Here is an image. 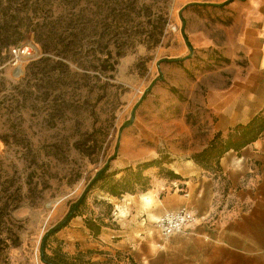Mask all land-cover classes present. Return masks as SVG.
Listing matches in <instances>:
<instances>
[{"label":"rangeland","instance_id":"1","mask_svg":"<svg viewBox=\"0 0 264 264\" xmlns=\"http://www.w3.org/2000/svg\"><path fill=\"white\" fill-rule=\"evenodd\" d=\"M224 14L186 0H0V33L17 39L12 47L31 48L16 63L11 50L0 65V137L17 134L22 145L7 149L0 139V153L21 172L15 156L25 157L34 178L0 264H47L43 238L108 161L110 172L155 159L173 169L209 143L211 104L239 62L221 50ZM146 173L147 192L93 189L85 215L49 238L47 254L82 251L100 264H131L133 247L156 245L164 237L158 218L126 244L118 236L128 228L120 216L155 205L145 193L157 200L158 190L168 191L172 178L156 167ZM87 216L108 221L98 238Z\"/></svg>","mask_w":264,"mask_h":264},{"label":"crops","instance_id":"2","mask_svg":"<svg viewBox=\"0 0 264 264\" xmlns=\"http://www.w3.org/2000/svg\"><path fill=\"white\" fill-rule=\"evenodd\" d=\"M186 1L222 8L227 41L221 50L229 60L239 61L230 69L231 83L222 85L211 104L217 121L210 142L217 132L227 138L238 125L264 117V0ZM173 170L180 178L164 186V196L158 190L157 200L153 192L155 205L119 215L128 223L119 230L120 241L136 239L144 224L169 211L188 208L198 220L156 245L148 239L143 249L133 247L135 263L264 264V129L243 148L229 150L217 169H205L191 158Z\"/></svg>","mask_w":264,"mask_h":264},{"label":"trees","instance_id":"3","mask_svg":"<svg viewBox=\"0 0 264 264\" xmlns=\"http://www.w3.org/2000/svg\"><path fill=\"white\" fill-rule=\"evenodd\" d=\"M188 40V39H187ZM17 39L6 32L0 33V65L8 60V54L14 48L12 47ZM189 43V42H188ZM21 46V45H19ZM189 46L192 48L191 44ZM264 129V117H256L249 125H238L234 132L230 133L227 138L222 132H217L207 147L196 153L192 159L205 169H217L220 167L222 157L231 149H241L248 143L254 141ZM16 135L7 133L0 137L7 149L12 147H21V143ZM4 152V151H3ZM17 155V154H16ZM114 155L112 159H114ZM17 161H21L24 168L21 172L16 161L7 164V158L0 153V250L9 244L11 237H4L7 229L15 226L13 213L22 204L24 185L31 189L34 178L32 173L26 172L32 168L28 160L23 156H15ZM161 159H155L137 165H130L122 170L110 172L111 161H108L93 177L83 194L69 207L68 212L63 219L52 227L43 238L42 253L43 259L47 264H100L92 258H88L82 251L75 256H69L67 253L59 251L56 256L48 255L46 248L48 240L59 231L67 227L73 219L78 216L85 215L83 208L87 204V200L91 191L100 188L105 193L114 197H123L126 194H137L139 192H147L152 188L151 177L146 173L150 168H159L160 174L165 173L170 178H180L173 169L164 167ZM123 173L121 177L118 174ZM110 209L113 208L108 203ZM85 224L91 234L98 238L105 227L109 226L108 221L103 217H85ZM92 253V252H91ZM131 264H136L132 258Z\"/></svg>","mask_w":264,"mask_h":264},{"label":"built area","instance_id":"4","mask_svg":"<svg viewBox=\"0 0 264 264\" xmlns=\"http://www.w3.org/2000/svg\"><path fill=\"white\" fill-rule=\"evenodd\" d=\"M31 48L26 45L12 49L13 62L19 61L20 57L31 55ZM198 220V215L188 208H181L166 212L156 220V224L164 237L181 233L191 227Z\"/></svg>","mask_w":264,"mask_h":264},{"label":"bare ground","instance_id":"5","mask_svg":"<svg viewBox=\"0 0 264 264\" xmlns=\"http://www.w3.org/2000/svg\"><path fill=\"white\" fill-rule=\"evenodd\" d=\"M143 196H144V200H145V202H146L147 204L152 203L153 198H151V194L148 195L147 193H145Z\"/></svg>","mask_w":264,"mask_h":264}]
</instances>
